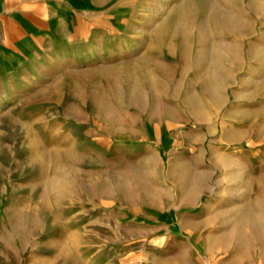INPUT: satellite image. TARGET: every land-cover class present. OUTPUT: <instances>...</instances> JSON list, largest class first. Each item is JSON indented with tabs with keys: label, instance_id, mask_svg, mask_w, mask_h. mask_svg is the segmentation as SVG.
<instances>
[{
	"label": "rangeland",
	"instance_id": "374dc122",
	"mask_svg": "<svg viewBox=\"0 0 264 264\" xmlns=\"http://www.w3.org/2000/svg\"><path fill=\"white\" fill-rule=\"evenodd\" d=\"M88 1L1 84L0 264H264V0Z\"/></svg>",
	"mask_w": 264,
	"mask_h": 264
},
{
	"label": "crops",
	"instance_id": "0c3cea01",
	"mask_svg": "<svg viewBox=\"0 0 264 264\" xmlns=\"http://www.w3.org/2000/svg\"><path fill=\"white\" fill-rule=\"evenodd\" d=\"M91 11L88 0H0V90L53 50L83 55L90 29H104L90 24Z\"/></svg>",
	"mask_w": 264,
	"mask_h": 264
},
{
	"label": "bare ground",
	"instance_id": "6f19581e",
	"mask_svg": "<svg viewBox=\"0 0 264 264\" xmlns=\"http://www.w3.org/2000/svg\"><path fill=\"white\" fill-rule=\"evenodd\" d=\"M187 1V0H186ZM191 1V0H190ZM196 1V0H195ZM189 3V2H188ZM187 3V4H188ZM198 4V3H197ZM196 4V5H197ZM186 6V5H185ZM200 7V6H199ZM185 8H188L187 6L185 7ZM214 8V7H213ZM200 10V9H199ZM222 10V9H221ZM185 11V10H184ZM183 11V12H184ZM213 11V10H212ZM217 12V11H216ZM218 12H220V11H218ZM185 13V12H184ZM210 14V13H209ZM222 14V13H221ZM227 14V13H226ZM212 15V14H211ZM212 17L214 18V20H212V23L214 22V21H220V22H225V23H227V25L230 27V26H233V27H235V28H237V27H240V26H242V24H241V20H239L236 16H234V15H220V14H215V15H212ZM208 18H210L209 16H208ZM216 18H218L219 20H217ZM210 22V21H209ZM185 23V22H184ZM210 24H211V22H210ZM205 25V24H204ZM212 26V25H211ZM214 26V25H213ZM227 27V26H226ZM207 30V29H206ZM211 30V29H210ZM212 30H214V29H212ZM231 30H233V29H231ZM236 31H238V30H243V28L242 29H235ZM204 33V32H203ZM206 33V32H205ZM208 33V32H207ZM233 33V32H232ZM240 33H241V31H240ZM211 34V33H210ZM207 35V34H206ZM205 38V37H204ZM203 40V39H202ZM230 45L229 44H226V45H223V46H217L216 48H218L219 49V51H222V56L223 57H225V60L227 59V58H229V59H236V53L234 54L233 52H231L230 51ZM220 55V54H219ZM218 56V55H217ZM219 57V56H218ZM221 57V56H220ZM219 57V58H220ZM222 58V57H221ZM216 59H218V58H216ZM224 59V58H223ZM219 60V59H218ZM227 64V63H226ZM217 160V159H216Z\"/></svg>",
	"mask_w": 264,
	"mask_h": 264
}]
</instances>
